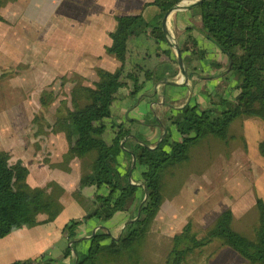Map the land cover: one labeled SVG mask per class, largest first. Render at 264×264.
I'll return each instance as SVG.
<instances>
[{
  "label": "trees",
  "instance_id": "trees-1",
  "mask_svg": "<svg viewBox=\"0 0 264 264\" xmlns=\"http://www.w3.org/2000/svg\"><path fill=\"white\" fill-rule=\"evenodd\" d=\"M182 1L153 0L150 5L160 10L162 18ZM195 10L200 19L197 31L201 36L189 28V34L178 40L181 54H186L184 64L191 72L196 71L192 64L198 60L213 66L221 71L224 87L214 95L206 93V108L194 103L170 109L161 120L166 136L158 147L149 150L145 144L134 143L130 126L122 120L117 122V115L110 113L111 108L122 101L121 91H126L127 97L132 99L160 80L161 68L151 70L146 66L151 59H166L173 69L171 78L178 72L175 54L166 43L161 28L144 22L142 15L115 18V30L109 34L112 45L106 51L116 58L119 68L114 73L96 70L98 80L94 87L72 94L73 102L80 98L87 104L75 107L64 119L54 121V126L62 125L70 130L73 140L70 156L78 160L90 159L79 189L94 186L108 190L106 196L95 195L91 201L84 200L86 206L81 202L85 211L83 219L63 228L68 242L75 241L78 227L92 218L106 222L116 213H124L127 221H133L141 208L139 217L127 224L118 238L98 231L87 241L84 254L75 251L80 242L66 248L64 257L73 252L76 264H105L107 259L119 264L124 255L130 256L159 211L166 174H172L189 160L191 148L205 139L225 140L229 125L238 118L257 119L264 125V0H206ZM140 35L147 41L137 49L132 37ZM214 49L225 58L224 63L214 60ZM234 91L236 95L229 99ZM40 104L46 107L43 98ZM33 121L36 123L37 118ZM128 137L132 139L125 140ZM259 151L264 157V139ZM121 156L128 160L123 172L120 171ZM132 156L141 168L140 186L128 180ZM9 159L7 153L0 152V239L40 224L38 216L49 214V204L42 199L43 192L23 187L27 169L20 162L10 165ZM256 209L258 220L252 237L233 229V215L229 209L220 213L202 236L193 231L191 222L187 223L172 238L164 264H187L193 254L214 243L218 248L231 249L247 264H264V201L260 198L256 200ZM41 262L28 260L13 264Z\"/></svg>",
  "mask_w": 264,
  "mask_h": 264
},
{
  "label": "crops",
  "instance_id": "crops-1",
  "mask_svg": "<svg viewBox=\"0 0 264 264\" xmlns=\"http://www.w3.org/2000/svg\"><path fill=\"white\" fill-rule=\"evenodd\" d=\"M152 3L153 0H0V49L16 47L20 50H27L29 46H34L35 42L37 48L42 50L44 54V58H40L41 63L46 61L45 67L48 66L49 68L53 64V69L50 68L52 74L44 76L48 67L44 69V74H39L40 77L43 75V80L53 82L56 79L60 80L62 77H67V81L70 82L81 80L87 86L89 83L95 84L98 80L96 70L114 73L120 66L116 58L106 51V48L112 45L109 34L115 30V18L121 15H142L144 18L146 14L148 23L160 26L161 12L156 6L150 5ZM157 20L158 23H156ZM199 27L200 19L195 8L175 12L166 21L168 39L174 30L177 45L178 40L185 38L192 28L195 30L191 31L201 36L197 31ZM132 39L137 49L143 47L147 41L143 35L132 37ZM205 45L210 46L207 43ZM214 53L216 54L214 60L225 62V58L217 50L214 49ZM185 55L183 54L182 58ZM0 63L3 65L14 64L11 58H2ZM23 63L24 61L19 58L15 65H22ZM192 65L196 69L195 72L186 69L184 64L187 73V83L185 84L179 68L177 74L171 78L173 69L168 66L167 60L163 57L153 58L146 66L151 70L160 67L162 71L160 80L132 99L127 97L126 91L120 92L123 99L111 108L110 113L113 116L122 112L123 114L117 122L122 120L133 130L134 139L128 137L125 140L132 139L136 144H145L148 148H154L162 135V126L165 127L161 120L165 114L169 113L170 109L194 103L201 107L208 106L206 93L214 95L224 87L221 71L201 60L193 62ZM72 75L75 76L72 77ZM235 95L236 92L234 91L228 98L232 99ZM40 107L41 104L39 103V109H41ZM257 121L258 123H248V131L251 128H256L258 132L263 131L264 133L263 123ZM59 127L65 126L57 125L55 132ZM64 131L70 133L67 128H64ZM107 132H109L108 129ZM139 136L145 142H141ZM259 137L261 139L258 138V143L264 136ZM34 140L37 142L39 139L35 138ZM65 141L57 134L43 138L42 143L39 142L41 143L40 150L43 152L41 156L40 151L38 153L34 146H31L20 157L13 158L11 151L14 146L15 149H18L17 144L11 145L10 149L4 152H10V165L24 159L21 164L27 169L28 174L23 187L29 190L42 191V199L45 202L48 203L51 196V190H48L46 186L49 183H54V181L57 182L65 192L61 201L63 200L64 204L69 202L74 209H77L76 221H78L83 219L85 211L77 207L74 198L72 199V194L79 191L84 200L91 201L95 195L106 196L108 190L105 187L96 189L94 186L79 189L80 180L87 174V167L90 163L89 157L82 160L71 158L65 168H62L64 167H61L62 160H64L62 156L67 150L70 151L71 147ZM36 142L35 144H37ZM53 151L55 153L60 151V153H58L57 158L51 161L49 156L50 152ZM47 154L48 156L45 157ZM40 157L48 159L47 164L44 161L41 162ZM31 158L35 159L36 164L30 162ZM119 161L121 163L120 171L123 172L127 169L128 160L121 156ZM26 162L32 165L27 166ZM56 170L60 171L59 177ZM140 170L141 168L137 165L132 168L131 158L128 180L134 186L141 185ZM173 196L172 193V197H168L167 184L161 195L159 211L156 215L157 222L166 221L168 225V218L174 222V219H178L181 215L177 209L175 211L174 205L176 203ZM168 204L174 212L169 217ZM37 220L40 224L31 228H23L0 239V264H13L28 260H38V262L41 260V264H44L43 260H47L46 264H75L76 256L73 252L70 256L64 257L66 248H62L63 243L72 246L74 243L80 242L75 251L82 255L88 247L87 241L96 232L105 231L111 234L113 238H118L127 224L132 221H127L124 213H116L111 220L106 222L92 218L78 227L75 241L68 242L63 233V228L68 223L67 218L54 224L49 223L42 215L38 216ZM54 243L57 246L54 247ZM223 251L233 253L247 264L228 248H218L216 249L217 253L214 252L213 255H219ZM213 255L212 257H214ZM216 259L212 261V264H215Z\"/></svg>",
  "mask_w": 264,
  "mask_h": 264
},
{
  "label": "rangeland",
  "instance_id": "rangeland-1",
  "mask_svg": "<svg viewBox=\"0 0 264 264\" xmlns=\"http://www.w3.org/2000/svg\"><path fill=\"white\" fill-rule=\"evenodd\" d=\"M147 18L145 14L143 21L147 22ZM170 34V42L177 45L174 30ZM2 58H11L14 64L0 63V152L8 151L11 145L17 144L18 149L13 145L14 149L11 151L13 158L20 157L31 146H34L38 153L40 151L41 156L42 139L52 134L60 135L66 140L65 143L71 146L73 141L71 133L64 131L66 127H59L55 132L54 121L58 118L64 119L68 112L76 109L75 107L81 108L86 105L87 103L80 98L73 102L72 94L83 88H93L95 84L89 83L87 86L81 80L70 82L67 81V77L53 82L43 80V75L40 77L39 74H44V69L48 66L45 67L46 61L41 63L40 58H44V54L37 48L35 42L34 46H29L27 50L16 47L2 48L0 62ZM19 58L24 63L16 66L15 63ZM48 60L51 61L50 58ZM50 68L53 69V64ZM50 68L46 69L44 76L52 74ZM40 98L46 103L45 108L39 109ZM122 114V112L117 113V118ZM35 117L36 123L33 121ZM249 122L258 123L257 120L247 117L236 119L229 125L225 140L205 139L190 149L189 160L185 164L173 170L172 174H166L163 191L168 184V197L174 194L176 203L174 208L181 215L178 219H174V222L168 218V225L166 221L157 222L155 217L142 241L133 248L130 256L124 255L119 260V264H164L172 246L173 236L179 234L187 222H191L193 231L202 236L214 219L228 209L233 215V229L247 237H252V231L258 220L256 200L260 198L264 201V157L259 151L264 137L258 143L259 136H264V133L258 132L256 128L248 131ZM35 138L39 140L36 142ZM139 138L141 142H145L140 136ZM68 151L62 156L64 159L61 163V167L64 166L62 168H65L72 158ZM50 153V160L53 161L60 151H57V154L54 151ZM7 154L9 155L10 152ZM47 156L48 154L45 155ZM40 158L41 162L47 164L48 159ZM23 161L24 159H21L18 162L23 163ZM30 162L36 164L35 159ZM29 165L32 164L28 162L27 166ZM56 171L59 177L60 171ZM46 187L51 190L52 197L50 196L48 201L49 214L42 216L51 224L59 223L64 218L68 219L66 225L76 221L77 209H74L71 203L64 204L63 200L61 201L65 192L57 182L49 183ZM72 199L78 208L84 210L81 202L86 206V200L84 201L79 191L72 194ZM173 213V209L168 204V217ZM68 247V243H63V249ZM216 249L218 244L214 243L196 252L188 259L187 264H212L216 258L215 264H245L228 251L213 255ZM43 262L46 264L47 260ZM105 264L116 263L107 259Z\"/></svg>",
  "mask_w": 264,
  "mask_h": 264
},
{
  "label": "water",
  "instance_id": "water-1",
  "mask_svg": "<svg viewBox=\"0 0 264 264\" xmlns=\"http://www.w3.org/2000/svg\"><path fill=\"white\" fill-rule=\"evenodd\" d=\"M204 1H206V0H184V1L180 2L179 4L174 6L172 9H170L168 12H166L163 15V17L161 18L160 26H159L161 28V31H162V34H163V37H164L166 43L169 44L171 50L174 52V54L176 56L179 72H180L181 76L183 77V80H184L185 84L187 83V73H186V70H185V67H184L183 58H182V55H181V52L179 50L178 45H173L168 39V33H167V29H166V21H167V19L169 18V16L171 14H173L175 12H179V11H185V10L194 9V8L198 7L199 5H201ZM173 85H175V84H173ZM165 136H166V128L162 126V135H161L159 141L157 142V144L155 145V147L154 148H148L147 147V148L149 150L155 149L156 147H158V145L164 139ZM121 147H123V144H121ZM135 165H136V159H135L134 156H132V168H134ZM129 176H130V173H129ZM145 200H146V193H145L143 202H145ZM140 209L141 208L139 207L138 212H137V216H136L135 219H137L139 217ZM133 221H131V222H133ZM70 246H71V244H69V247ZM76 263H77V257H76L75 264Z\"/></svg>",
  "mask_w": 264,
  "mask_h": 264
}]
</instances>
